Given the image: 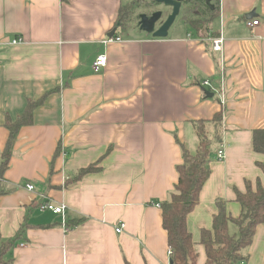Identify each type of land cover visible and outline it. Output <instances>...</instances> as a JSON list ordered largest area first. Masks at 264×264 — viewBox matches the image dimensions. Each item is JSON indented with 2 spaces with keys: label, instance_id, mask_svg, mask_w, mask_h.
Instances as JSON below:
<instances>
[{
  "label": "crops",
  "instance_id": "0c3cea01",
  "mask_svg": "<svg viewBox=\"0 0 264 264\" xmlns=\"http://www.w3.org/2000/svg\"><path fill=\"white\" fill-rule=\"evenodd\" d=\"M135 1L0 0V165L6 116L16 120L29 100H42L19 131L5 174L10 192L0 198V240L29 225L14 264H171L158 204L175 191L180 143L198 150L193 121L221 109L212 173L188 216L198 264L207 263L202 231L212 229L217 201L239 217L236 190L244 193L247 180L264 185L257 167L264 155L252 142L264 129V0H217L211 28L225 39L221 53L192 29L157 39L123 32L119 11ZM253 20L260 24L250 28ZM114 30L121 42L104 43ZM17 38L24 42L12 45ZM100 55L108 64L95 73ZM205 79L223 92L204 98L198 83ZM220 148L226 159L218 161ZM44 201L65 205V215L42 211ZM69 219L82 222L68 228ZM120 222L125 229L117 233ZM256 230L246 264H264V224ZM229 231L238 233L234 225Z\"/></svg>",
  "mask_w": 264,
  "mask_h": 264
},
{
  "label": "trees",
  "instance_id": "16d2710c",
  "mask_svg": "<svg viewBox=\"0 0 264 264\" xmlns=\"http://www.w3.org/2000/svg\"><path fill=\"white\" fill-rule=\"evenodd\" d=\"M151 1L150 5L154 8L157 3ZM147 2L148 0H137L121 7L117 24L122 26L123 32L127 33V31L134 29L140 30V26H138L140 15L137 16V22L133 26L132 15L141 9H147L149 7ZM185 4L193 8L196 16L185 18L184 23L195 31L194 33L198 38L220 36L219 33H212L211 28V23L220 13V3L217 0H213L212 3L214 10H211L203 0H187ZM212 82L215 87H220L221 83L218 81L212 80ZM198 85L201 86L199 83ZM202 89L204 98L210 99L206 95L208 90L203 87ZM208 93L213 94V98H216V94L212 91H208ZM218 101L221 103L220 99ZM41 102L42 100L37 102L29 100L25 112L19 115L16 120L6 116L5 127L9 130V138L1 155L0 198L10 192L5 185V174L10 167L19 131L23 126L31 124L34 110ZM223 112L224 110L221 109L212 119L193 121L200 143L198 150L193 154L187 150L183 143H180L183 163L176 168L179 178L175 185V191L168 201L158 204V207L162 209L163 229L168 235L171 264H198V254L196 247H194L193 235L188 230V216L200 204L201 192L211 176L210 165L214 158L212 156L213 146L216 143H221L224 132ZM252 142L254 151L264 155V129L253 132ZM97 166L98 163L80 170L78 178L95 172L98 169ZM257 167L264 173V164L257 163ZM245 186L246 191L244 193L236 190V201L242 207L239 217H233L228 213L225 201H217L218 213L213 216L212 229L202 231V244L206 248V264H240L248 261L246 251L251 247L257 227L264 224V185L260 179H257L255 182L247 180ZM80 222L82 219H69L67 227L73 228ZM230 225L237 228L238 233L236 235H232L229 231ZM50 227L47 226V228ZM26 228H29V225L23 224L13 239L0 240V264H14L12 251Z\"/></svg>",
  "mask_w": 264,
  "mask_h": 264
},
{
  "label": "built area",
  "instance_id": "2783aa9c",
  "mask_svg": "<svg viewBox=\"0 0 264 264\" xmlns=\"http://www.w3.org/2000/svg\"><path fill=\"white\" fill-rule=\"evenodd\" d=\"M248 26L250 28L252 27H256L258 26L260 23L256 20H253V21H248L247 22ZM212 42V49H213V52L214 53H221L223 51V47H224V44H225V39H223V37L220 35V36H217L216 38H209ZM121 37H117V36H112L111 38H108L104 41V43L106 44H110L112 42H121ZM24 41L21 39V38H17V39H14L12 41V45H20L22 44ZM108 64V57L105 56V55H100L97 57L96 61L94 62V65H93V69H94V72L95 73H100ZM201 87L205 88L206 90L208 91H212L213 93L215 94H221L223 92V89L222 87L219 89H217L215 86H214V83L212 82L211 79H205V80H202L200 83ZM225 151H224V148H220L219 151L216 153L215 157H216V160H224L226 159L225 157ZM27 189L29 191H33L34 190V186L33 185H27ZM40 209L42 211H50L56 215H65L66 213V210H67V207L65 205H55L54 203H51V202H42L41 205H40ZM125 229V224L123 222H120L119 224L116 225V232L117 233H122ZM240 264H246L245 262H242Z\"/></svg>",
  "mask_w": 264,
  "mask_h": 264
},
{
  "label": "water",
  "instance_id": "95a60500",
  "mask_svg": "<svg viewBox=\"0 0 264 264\" xmlns=\"http://www.w3.org/2000/svg\"><path fill=\"white\" fill-rule=\"evenodd\" d=\"M155 3H158L159 5H164L166 8H172L173 12L168 17V19L164 22L163 25L157 26V24L161 21L163 17V11H156L152 15H148L145 13H142L139 17V23L138 26H140V30L146 32L149 36H152L153 38H167L169 35V31L171 27L173 26V23L175 22L176 18L181 13L182 3L185 0H153ZM206 5L211 9L214 10L213 6V0H203ZM116 33V30H114L111 34V37L114 36ZM208 98H213V94L206 93Z\"/></svg>",
  "mask_w": 264,
  "mask_h": 264
},
{
  "label": "rangeland",
  "instance_id": "374dc122",
  "mask_svg": "<svg viewBox=\"0 0 264 264\" xmlns=\"http://www.w3.org/2000/svg\"><path fill=\"white\" fill-rule=\"evenodd\" d=\"M151 2H152L151 0H148L147 3H148V6L149 7H147V9H141V10H139V12H137L136 14H134L135 16L132 15V22H134L132 24V26L136 24V22H137L136 21L137 16L138 15H141L142 13H146L148 15H151V13H155L158 10L163 11L165 14H168L169 13V10H167L166 7H164L162 5H159L158 3H157V5L154 8H152V5H150ZM194 15H195V12L193 11V8H191V6H187L185 4L182 7V9H181L180 15L176 18L175 22L173 23V26L171 27L169 33H171V31H173L175 28L178 29V34H180V35H183V34L186 35V33L191 32L190 30L192 28H190L187 24L184 23L185 22L184 19L185 18H188V17H192ZM134 31L135 32L137 31L138 34H140V32H139L140 30L139 29H134Z\"/></svg>",
  "mask_w": 264,
  "mask_h": 264
},
{
  "label": "flooded vegetation",
  "instance_id": "af4514ba",
  "mask_svg": "<svg viewBox=\"0 0 264 264\" xmlns=\"http://www.w3.org/2000/svg\"><path fill=\"white\" fill-rule=\"evenodd\" d=\"M185 2H187V0H185L183 3H182V7L185 5ZM162 6H164V5H162ZM165 7V6H164ZM167 10H169V13L168 14H165L164 12V14H163V17H162V19H161V21L157 24V26L159 27V26H161V25H163L164 24V22L168 19V17L172 14V12H173V9L172 8H166ZM182 9V8H181ZM152 14H154V13H152ZM151 14V15H152ZM138 23H139V21H138Z\"/></svg>",
  "mask_w": 264,
  "mask_h": 264
}]
</instances>
